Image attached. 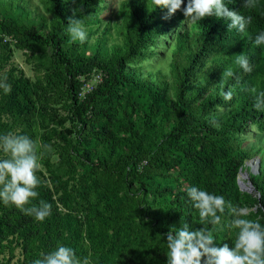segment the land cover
I'll return each mask as SVG.
<instances>
[{"label": "trees", "instance_id": "16d2710c", "mask_svg": "<svg viewBox=\"0 0 264 264\" xmlns=\"http://www.w3.org/2000/svg\"><path fill=\"white\" fill-rule=\"evenodd\" d=\"M97 1L99 0H78V9L68 12L70 0H49L48 8L57 20L53 29L44 34L36 26L30 25L27 28L28 42H40L52 46L58 61L68 68V86L73 90L74 97V118L85 123L88 117L87 111L94 108L92 117L100 119L99 128L96 130L100 133L98 136L109 134L114 137V133L118 131H126L132 135L134 143L128 148L131 153H128L127 159L118 167L117 173L118 171L122 173L125 169L129 173V168L142 157L147 159V153L150 152L156 166L162 171L172 168L175 164H182L181 170L185 172L189 182L188 187L195 186L223 196L226 204L230 202L239 206L240 196L243 197L245 204L258 201L257 211L251 212L248 218L259 219L264 226V163L259 173L251 177L254 193L257 192L258 196L253 192L251 194L239 192L237 187L239 171L244 161L258 150L242 148L237 144L235 136L244 116H248L247 120L258 118L262 121L260 127L264 129V110H257L254 107L255 96L264 92V45L258 46L254 43L256 35L264 31V0H256V7L252 9L245 8L243 0H224L228 8L245 17H251V23L246 26L244 32L229 29L227 25L230 21L226 18L206 17L201 20L193 41L188 40L184 35H178L180 45L183 42L185 45L194 43L197 51L192 56L190 67L183 70L176 69L178 66L174 67L178 72L179 81L174 87L173 97L168 95L166 89L158 86L136 87V76L124 71V62L134 55L133 47L148 42L155 32V22L151 20L150 13L146 14L145 5H142L145 1L150 7L155 8L152 0L125 1L124 4L130 7L133 17L130 45L125 49L126 51L115 50L104 57L100 50V41L93 54L68 51L64 45L66 35L59 32L60 26L66 27L69 17H73L74 12V18L84 19L88 9ZM186 3L187 0L185 5ZM156 9L167 13V9ZM174 15L184 17L182 11H177ZM14 29L16 27L0 17V32L12 33ZM214 53L218 55L214 56ZM241 53L249 59L251 71L245 72L234 63L236 55ZM215 57H220L223 66H201L198 72L202 75V79L192 83L194 65L200 60L212 61ZM178 62V59L174 60V66L178 65ZM94 66H101L105 72L103 81L92 87V90L81 98L77 91V77L90 71ZM229 67L233 68L235 75L225 80L221 86V73ZM9 79L10 90L1 104L2 109L7 107L5 102L29 109L33 100L28 80L22 81L14 77ZM119 87H125L127 92L124 95L119 93ZM253 87L256 89L255 94L248 90ZM193 88L200 91L208 88L209 91L196 101L192 95ZM225 88L232 91L230 101H225L223 98L222 93L225 92L223 91ZM126 99L133 110L126 112L122 109L121 115L118 116L117 111ZM224 102H230L233 115L224 118L219 126L213 124L209 126L207 121L210 116L206 115L207 109ZM98 104L104 107L103 111L98 109ZM164 108L168 110L169 126L163 131L156 132L155 127L159 122L157 115ZM132 112L138 113L144 130L137 127ZM151 133H154V138L146 142L152 140L156 147L144 148L142 140L147 139ZM155 153L156 158H154ZM167 153L169 154L166 155ZM260 159L264 160L263 156H260ZM99 160L104 165L108 163L107 159ZM119 181L118 176L110 173H106L103 178L92 175L90 179L85 178L84 182L80 180V188L76 190V194L67 190V187L64 188V192L59 197L61 207H56L54 202H48L45 197L39 198L40 193L46 192L45 187L40 185L36 189L39 195L31 203L38 205L43 200L51 204L52 208L55 206L51 215L43 221H36L33 216L25 215L14 205L0 202V247L4 246L1 241L10 236L11 254L18 245H21L23 250L24 262L21 264H32V261L41 258L42 253L48 254L58 245L74 249L81 262L87 258L90 264H136L135 257L125 255L124 246L129 242L130 236L134 232H139L141 228L135 226L133 222L135 214H131L132 204L128 206V201L119 191ZM149 184L142 181V186L145 188ZM97 187L101 190H98L97 198L91 203L87 196L91 189ZM187 188L176 191L173 197L167 200L165 204L169 205L168 216L173 219L176 216L175 222L178 225L190 221L191 229L207 227L213 231L214 236H217L219 225L212 226L200 221L198 210L194 208L193 202L187 195ZM169 190V187L156 188L155 192L163 197L165 196L163 193ZM107 209H109L108 213L105 214L104 211ZM257 214L260 216L256 217ZM222 216L232 217L227 207ZM221 233L226 234L223 230ZM139 235L137 234V237ZM234 240L235 238H232L229 244L232 245ZM215 242L218 243L217 240ZM147 246L148 252L156 250L160 255L165 253V246L159 240L156 241L155 248L150 243Z\"/></svg>", "mask_w": 264, "mask_h": 264}, {"label": "rangeland", "instance_id": "374dc122", "mask_svg": "<svg viewBox=\"0 0 264 264\" xmlns=\"http://www.w3.org/2000/svg\"><path fill=\"white\" fill-rule=\"evenodd\" d=\"M125 1L99 0L92 5L81 20L87 31V39L83 42L72 41L67 31L68 25L60 26L59 32L66 35L64 45L68 51L93 54L98 48L99 41L104 57L115 50L126 51L125 49L130 45L133 17L130 7L124 4ZM143 3L146 14H151V20L155 22L156 29L148 42L136 44L133 47L134 55L124 62V71L136 76V87L158 86L166 89L168 95L173 97L174 87L179 81L176 69L183 70L190 67L192 56L197 51L194 43L185 45L183 42L180 45L177 37L184 35L188 40L193 41L201 21L191 23L179 15L165 18L167 14L165 11L150 7L145 1ZM49 5V0H0V17L16 27L12 33L0 32V83L11 85L10 77L20 78L22 81L28 80L33 100L29 109L8 102H5L7 107L2 109L1 104L5 101L9 90L0 87V134L8 132L24 134L39 141L41 145L50 146L47 150L41 149L42 167L36 174L42 181L41 185L46 189L44 194L40 193L39 198L45 197L48 202H54L56 207H61L59 197L65 187L76 194V190L80 188V180L84 182L85 178L90 179L92 175L103 178L106 173L118 176L119 191L128 201L127 205L132 204L130 205L132 206L131 214H135L133 222L135 226L141 228L139 232H134L130 236L129 242L124 246L125 255L135 257L136 264H166L168 248L163 234L168 231L170 225L180 228L186 223L181 222V225H178L175 222L176 216L175 219L169 217L167 214L169 205L165 204L176 191L189 186L185 172L181 170L182 164H175L172 168L162 171L156 166L149 152L147 159L142 157L129 168L131 172L127 173L126 169L123 170V174L120 171L116 172L127 159L128 153H131L128 148L134 143L132 135L126 131H118L114 133V137L109 134L98 136L100 133L96 130L99 128L100 119L92 117L94 108L87 111L88 117L85 123L75 119L73 90L68 86V68L58 61L52 46L40 42H28L27 28L30 25L36 26L41 33L45 34L57 23L54 14L48 8ZM77 9L78 0H70L68 12ZM217 55L214 53V56ZM176 59L179 62L174 66L173 61ZM201 66L223 65H221L220 57H215L209 62L200 60L193 67L192 83L202 79V75L198 72ZM104 75L105 72L101 66H94L90 71L79 74L76 81L79 96L82 98L84 94L92 90V87L102 82ZM118 89L123 95L127 92L125 87ZM193 89L192 95L196 101L209 91L208 88L201 91ZM223 91L229 90L225 88ZM229 103H217L207 109L206 115L210 116L207 121L209 126L212 124L219 126L224 118L233 115L234 112ZM98 109L103 111L104 107L98 104ZM122 109L126 112L133 110L131 104L127 103V99L118 109V116L121 115ZM132 116L136 119L137 127L144 130L138 113L132 112ZM247 118L248 116H244L237 127L236 142L242 148L258 151L244 161L240 169L244 175L242 179L240 178L242 182H251V177L259 173L264 163V160L260 159V156L264 158V129L260 127L262 121L258 118L249 120ZM157 119L159 122L155 127L156 132L163 131L169 126L168 110L164 108L158 113ZM114 129L117 130L116 127ZM152 138L154 133L142 140L144 148L156 147L152 140L146 142ZM4 157L5 154L0 153V158ZM156 157L155 153L154 158ZM99 159H107V165ZM142 181L150 183L147 188L142 186ZM166 187L170 190L163 193L165 195L163 197L155 192L156 188ZM237 187L239 192L251 194L255 191L254 187L251 190L241 188L238 183ZM98 190L101 188L90 190L87 196L89 202L95 201ZM254 195L258 196V193L255 192ZM239 200V206L249 207L253 213L257 211L258 201L245 204L242 196ZM108 210L104 213L107 214ZM258 216L260 214L256 215ZM232 219H234L233 215L227 218L221 214V224L216 231L218 235L214 236L218 245L229 244L231 239L235 238L237 230L227 227ZM189 222H187L188 225ZM222 230L226 234H222ZM137 234H140L139 237ZM9 237L1 241L4 246L0 247V264H21L24 262L21 245H18L11 254ZM157 240L165 246L163 255L156 250L148 252L147 244L150 243L155 248ZM88 255L90 256V249Z\"/></svg>", "mask_w": 264, "mask_h": 264}, {"label": "clouds", "instance_id": "9594fccd", "mask_svg": "<svg viewBox=\"0 0 264 264\" xmlns=\"http://www.w3.org/2000/svg\"><path fill=\"white\" fill-rule=\"evenodd\" d=\"M155 8L167 9L165 18L177 11H182L186 20L197 23L206 17L227 19L229 29L244 32L251 23V17H245L235 10L228 8L224 0H152ZM183 6V7H182ZM243 6L248 9L256 7V0H243ZM75 17L68 19V33L72 41L83 42L87 39V31L81 20ZM256 45H264V31L259 32L254 40ZM234 63L243 71H251L249 59L243 53L236 55ZM235 75L229 67L221 73L220 84ZM0 87L10 90V85L0 83ZM255 94L256 89H248ZM225 101L232 99V91L222 93ZM254 107L264 110V92L255 96ZM48 145H41L28 135L8 132L0 134V202L14 205L25 215L33 216L37 221H43L51 215L52 205L41 200L39 204H32L38 197L36 191L42 181L37 176L41 169V149H49ZM187 195L198 210L202 223L217 226L221 224V215L227 207L233 215L227 227L236 231L235 240L217 245L213 231L207 227L191 229L187 223L181 228L170 225L163 235L167 241L166 264H264V226L259 219L248 218L252 209L246 206L226 204L223 196L210 193L192 186L187 188ZM259 207V206H257ZM32 264H90L85 258L83 262L77 258L74 249L58 245L48 254H41V258Z\"/></svg>", "mask_w": 264, "mask_h": 264}, {"label": "water", "instance_id": "95a60500", "mask_svg": "<svg viewBox=\"0 0 264 264\" xmlns=\"http://www.w3.org/2000/svg\"><path fill=\"white\" fill-rule=\"evenodd\" d=\"M240 173H241V170L239 171V174H238V176H237V183H238V185L241 187V188H246V189H248V190H251V189H253V186H252V184H251V182L250 181H246V182H242L241 181V179H240Z\"/></svg>", "mask_w": 264, "mask_h": 264}, {"label": "bare ground", "instance_id": "6f19581e", "mask_svg": "<svg viewBox=\"0 0 264 264\" xmlns=\"http://www.w3.org/2000/svg\"><path fill=\"white\" fill-rule=\"evenodd\" d=\"M242 176H244V175H243L242 173H240V176H239V177H240L241 179H242Z\"/></svg>", "mask_w": 264, "mask_h": 264}]
</instances>
